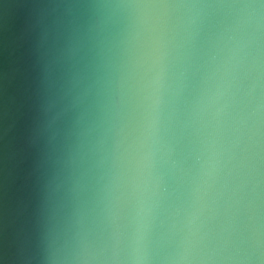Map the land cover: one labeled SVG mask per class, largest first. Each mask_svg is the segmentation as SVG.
I'll list each match as a JSON object with an SVG mask.
<instances>
[{
	"label": "water",
	"instance_id": "water-1",
	"mask_svg": "<svg viewBox=\"0 0 264 264\" xmlns=\"http://www.w3.org/2000/svg\"><path fill=\"white\" fill-rule=\"evenodd\" d=\"M0 264H264V0H0Z\"/></svg>",
	"mask_w": 264,
	"mask_h": 264
}]
</instances>
